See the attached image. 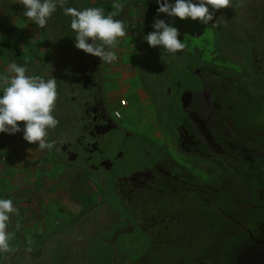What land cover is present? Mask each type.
I'll use <instances>...</instances> for the list:
<instances>
[{"label": "flooded vegetation", "instance_id": "flooded-vegetation-1", "mask_svg": "<svg viewBox=\"0 0 264 264\" xmlns=\"http://www.w3.org/2000/svg\"><path fill=\"white\" fill-rule=\"evenodd\" d=\"M73 1L80 10L97 7ZM118 2L119 9L103 1L128 32L111 64L76 49L68 29L51 23V33L62 29L65 36L49 35V58L35 74L61 82L53 110L59 123L48 130L45 140L53 147L45 151L85 183L97 182V191L117 205L104 203L94 219L85 211L77 232L68 233L79 239L90 236L85 232L109 234L103 240L111 251V258L103 257L106 264L115 262L120 239L130 236L142 242L134 247L143 249L141 264H178L188 253L181 237L201 236V221L215 212L218 193L224 202L234 196L224 187L245 192L251 186L264 195L260 169L249 166L248 156L252 147L264 165V0L210 8L213 44L203 39L199 48L175 54L150 48L143 37L155 19L173 24L177 18L158 14L156 0ZM129 146L139 156L131 167L118 151ZM61 234L66 236H56ZM42 249L19 260L40 264ZM18 250L10 245L0 264H15Z\"/></svg>", "mask_w": 264, "mask_h": 264}, {"label": "rangeland", "instance_id": "rangeland-1", "mask_svg": "<svg viewBox=\"0 0 264 264\" xmlns=\"http://www.w3.org/2000/svg\"><path fill=\"white\" fill-rule=\"evenodd\" d=\"M103 1L105 0H92L91 5L103 8L107 14L111 10H105ZM65 6L80 10L73 0H66ZM23 12L24 8L19 0H0L1 73H6L8 64L15 61L18 65H26L27 75L36 74L37 66L49 58V35L57 39H64L65 36L62 29L56 33L50 32L53 20L55 26L68 29L67 36L74 38L75 34L70 29L71 17L65 15L61 7L57 8L44 28H39L34 21L24 17ZM172 25L183 29L181 41H185L188 50L199 48L203 39L213 44L212 25L190 19L181 21L178 18ZM193 30L200 33V40L192 35ZM203 58L210 59L209 56ZM235 70L238 71L237 68ZM48 76L46 74L42 78L47 80ZM60 85L61 82L57 81V94ZM20 126L23 127V122H20ZM22 136V132L15 135L0 133V198L12 199L14 207L18 208V213L10 215L7 229L14 234L9 245L19 249L14 258L15 264H30L19 258L23 253L36 255L40 248H43L40 264H106L103 257L111 258V251L103 240L108 239L109 234L97 231L92 235V232H85L90 236L81 235L79 239L68 231L72 229L77 232L75 223L86 214L85 211L91 210L90 218L94 219L104 210V203L112 209L116 208L114 199L107 192L97 191V182L87 184L71 171L56 165L45 149H39L36 144H28ZM118 151L122 152L123 162L128 167L139 160L138 153H133L134 146ZM203 181L207 182V179ZM58 232L65 233L66 236H56ZM136 237L121 238L122 241L120 239V257L136 260L141 255L143 249L137 253L134 248L142 243H138L139 239ZM85 255L88 261L85 260Z\"/></svg>", "mask_w": 264, "mask_h": 264}, {"label": "clouds", "instance_id": "clouds-1", "mask_svg": "<svg viewBox=\"0 0 264 264\" xmlns=\"http://www.w3.org/2000/svg\"><path fill=\"white\" fill-rule=\"evenodd\" d=\"M233 0H156L158 14L175 17L183 21L190 19L207 25L213 21L212 10L228 8ZM23 16L39 28H44L57 11L63 9L71 17L70 29L75 34L74 47L87 55L111 64L118 60L117 48L121 38L128 35L123 21L114 19V13H107L101 7H87L78 10L66 7V0H19ZM114 8H121L118 0ZM215 23H213L214 25ZM152 31L143 37L150 48H159L169 53H178L186 48L185 41L178 39L179 30L163 19H155ZM26 65L15 61L8 64L6 73H0V133L15 135L22 132V139L36 144L39 149H52L46 142L49 129L59 121L53 110L57 100V80H45L38 75H27ZM119 117L120 113H115ZM20 122H23L21 128ZM18 213L12 199L0 198V254L10 251L9 241L14 235L7 231L10 215ZM19 228V224H17Z\"/></svg>", "mask_w": 264, "mask_h": 264}, {"label": "water", "instance_id": "water-1", "mask_svg": "<svg viewBox=\"0 0 264 264\" xmlns=\"http://www.w3.org/2000/svg\"><path fill=\"white\" fill-rule=\"evenodd\" d=\"M248 150L249 166L260 169V184L264 188L263 158L252 147ZM224 190L232 191L234 196L224 202L222 191L217 194L215 212L201 221V236L181 237L188 253L178 264H264V195H257L251 186L245 192L234 185ZM173 242L178 246L176 239ZM114 256L112 264H141L142 257L131 260L119 254Z\"/></svg>", "mask_w": 264, "mask_h": 264}, {"label": "crops", "instance_id": "crops-1", "mask_svg": "<svg viewBox=\"0 0 264 264\" xmlns=\"http://www.w3.org/2000/svg\"><path fill=\"white\" fill-rule=\"evenodd\" d=\"M89 1V3H90V5H91V3H92V0H85V1H83V2H88ZM115 2V0H105L104 1V3L107 5V6H111L112 8H114L113 7V3ZM112 11V10H111ZM2 62H1V60H0V71L2 72ZM0 72V73H1ZM33 164H34V161H33Z\"/></svg>", "mask_w": 264, "mask_h": 264}]
</instances>
